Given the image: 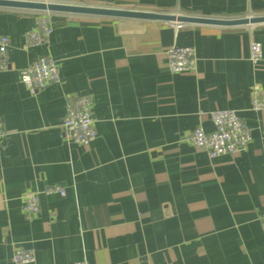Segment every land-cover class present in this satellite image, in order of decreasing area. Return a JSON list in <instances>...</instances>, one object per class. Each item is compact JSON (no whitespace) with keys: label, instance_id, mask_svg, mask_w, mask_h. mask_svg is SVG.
I'll use <instances>...</instances> for the list:
<instances>
[{"label":"crops","instance_id":"crops-1","mask_svg":"<svg viewBox=\"0 0 264 264\" xmlns=\"http://www.w3.org/2000/svg\"><path fill=\"white\" fill-rule=\"evenodd\" d=\"M213 18L264 15V0H36ZM38 11L0 7L10 66L0 72V264H264V23L224 26L51 12L49 42L25 47ZM263 56L251 58V44ZM191 46L193 71L167 65ZM41 55L61 80L31 92L20 71ZM88 94L97 138L66 139L68 100ZM232 109L248 147L211 157L189 137ZM60 184L65 195L46 194ZM38 191L27 217L23 196Z\"/></svg>","mask_w":264,"mask_h":264},{"label":"built area","instance_id":"built-area-1","mask_svg":"<svg viewBox=\"0 0 264 264\" xmlns=\"http://www.w3.org/2000/svg\"><path fill=\"white\" fill-rule=\"evenodd\" d=\"M181 24L177 23V25ZM52 31V13L38 11L34 26L26 32L25 47L48 43ZM9 48L10 38L7 35H0V72L9 69ZM166 55L167 65L171 72L193 71L196 68V53L191 46L172 45L167 48ZM262 56V43L252 42V60L259 61ZM20 77L23 84L33 93L61 80L58 64L49 55H41L22 68ZM92 106L93 98L88 94L78 95L68 100L62 125L66 139L82 145H90L97 138ZM252 108L264 110V92L259 85L253 87ZM210 118L213 130L207 131L202 125H198L189 137L193 145L205 148L211 157L236 154L248 147L252 140V129L235 110L212 111ZM44 193L65 195L66 188L60 184H52L44 189ZM22 206L27 217L30 218L38 214L40 212L39 192L26 193L23 196ZM12 260L15 264L31 263L35 260V252L33 249L18 247L12 255ZM75 264L87 263L79 261Z\"/></svg>","mask_w":264,"mask_h":264},{"label":"water","instance_id":"water-1","mask_svg":"<svg viewBox=\"0 0 264 264\" xmlns=\"http://www.w3.org/2000/svg\"><path fill=\"white\" fill-rule=\"evenodd\" d=\"M0 7L27 9L34 11L64 12L98 16L124 17L147 20H161L172 23H202L224 26L249 25L264 23V15L244 16L236 18H213L193 15H177L157 13L134 9L111 8L91 5L65 4L36 0H0Z\"/></svg>","mask_w":264,"mask_h":264}]
</instances>
